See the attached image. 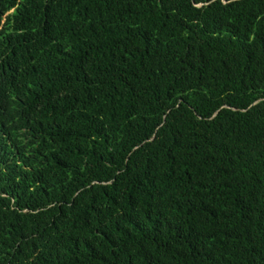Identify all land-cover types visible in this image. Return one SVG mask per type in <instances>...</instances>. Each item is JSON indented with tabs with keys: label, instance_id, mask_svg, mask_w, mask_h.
Instances as JSON below:
<instances>
[{
	"label": "trees",
	"instance_id": "16d2710c",
	"mask_svg": "<svg viewBox=\"0 0 264 264\" xmlns=\"http://www.w3.org/2000/svg\"><path fill=\"white\" fill-rule=\"evenodd\" d=\"M0 264H264V0H0Z\"/></svg>",
	"mask_w": 264,
	"mask_h": 264
}]
</instances>
